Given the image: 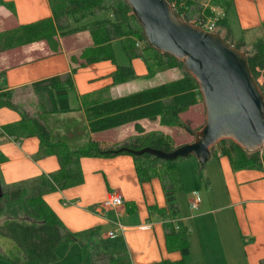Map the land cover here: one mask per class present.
<instances>
[{"label": "crops", "instance_id": "obj_1", "mask_svg": "<svg viewBox=\"0 0 264 264\" xmlns=\"http://www.w3.org/2000/svg\"><path fill=\"white\" fill-rule=\"evenodd\" d=\"M2 2L0 23L8 21L11 22L10 25H26L52 16L49 0ZM223 14L221 10L220 15ZM231 16L235 20V27H232ZM226 17L230 39L233 42H243L240 49H250L258 40L264 39V0H232ZM5 27L0 25V30ZM222 32L225 33L226 29L223 28ZM252 32H257L259 38L255 42H248L245 35ZM59 41V51L53 54L44 42H34L18 50L0 52V71H4L0 74V87L18 91L35 81L53 75H65L77 66L72 75L77 97H74L75 101L80 102L85 98L83 95L89 98L88 101H92L99 96V90L110 94L109 89L119 85L112 84L110 76L115 67L104 68L101 65L104 61L80 66V52L92 45L88 31L61 36ZM137 62L144 63L142 59L135 58L131 60L132 66ZM143 66L142 71L135 73L147 74L145 63ZM52 115L59 120H73L80 122L82 126L86 125L83 110ZM19 118L17 111L8 107L0 108V126ZM153 121L157 123L159 118ZM137 122L143 132H151L143 127L147 123L146 119ZM130 123L114 128L115 135L111 143L99 139L96 132L88 136L99 140L103 145L112 146L138 134L136 127ZM155 127V131L164 133L166 130L168 133L165 134L173 136L175 128ZM59 128L55 130L59 131ZM84 141L86 138L71 143ZM39 150L40 140L35 136L18 141L0 135V152L5 158L0 163V182L10 184L57 170L59 164L56 156H38ZM183 159L185 158L177 160V168L182 183L181 190L187 196V201L185 206L178 202L177 218L187 227L190 260L193 264H260V260L264 258V171L255 168L233 169L229 158L218 153L215 156L211 154V158L202 167L200 177L196 160ZM80 167L82 183L43 196L47 205L76 238L70 244L58 245V258L53 263H59L65 258H68L65 262L81 260L84 251L97 244L99 250L108 255H127L131 264H150L162 259L180 258L179 252H170L166 248L164 223L169 221V215H161L155 209L166 206L159 178L140 183L134 160L129 154L81 157ZM110 191L123 196L122 205L115 208H103L100 205ZM194 191L200 198L196 209L189 207ZM118 224L124 229L120 231ZM110 231H116V236L109 237ZM70 247L72 250L69 252ZM0 253L9 259L20 262L24 260L20 247L1 234ZM69 253L71 256L68 257ZM0 264L13 263L0 258Z\"/></svg>", "mask_w": 264, "mask_h": 264}, {"label": "trees", "instance_id": "obj_2", "mask_svg": "<svg viewBox=\"0 0 264 264\" xmlns=\"http://www.w3.org/2000/svg\"><path fill=\"white\" fill-rule=\"evenodd\" d=\"M167 1L175 11L188 18L186 7L192 5L190 0ZM218 2H223L224 14L215 16L216 30H220L226 42L240 49L243 42H233L230 39V27L226 17L232 0H218ZM218 2L214 5H218ZM2 3L0 0V4ZM49 3L52 11L50 18L26 25H14L0 32V52L18 50L34 42H44L49 52L53 54L59 51V37L88 31L92 45L80 52V66L100 61L114 62L112 42L119 39L130 60L142 59L147 67L148 56L144 53L149 51L156 60V66L161 67L160 70L184 69L181 61L169 54L158 52L146 43L142 29L125 0H49ZM207 13L214 16L210 10ZM223 28L226 29L224 34H222ZM139 42L142 43V47ZM246 51L252 75L264 92V39L258 40ZM114 67L110 74L114 85L136 77L132 65L115 63ZM77 68L78 66L73 67L65 75H53L23 87L32 91L29 103L36 116H30L13 101L17 90L0 87V108L8 107L20 115L17 121L1 125L0 135L18 141L35 136L40 140L38 156L55 155L59 164L57 170L47 174L43 173L10 184L0 182V217H4L0 223V234L12 239L20 247L24 260L20 262L9 259L1 253L0 258L8 259L13 264H49L56 261L58 245L70 244L76 241V238L47 205L43 196L82 183L81 157H112L129 154L134 160L140 183L148 182L153 178L161 180L166 206L155 209L159 214H168L170 217L169 221L164 223L167 250L180 253L178 259H162L150 264H193L189 256L187 227L177 218L176 193L182 189L177 168L178 159L164 160L146 153L118 151H137L149 147L168 152L176 147L168 134L161 131L143 132V128L137 122L140 119L159 118L160 124L165 126L196 130L188 125V123L192 124L193 120L189 119L191 116L187 114V111L201 100L195 79L184 69L180 77L167 82L110 99L88 101L89 98L83 95L85 98L79 102L74 100L76 95L72 78ZM2 73L4 71H0V74ZM147 74L151 75L153 72ZM259 77H262V83L257 81ZM79 110L84 112L88 134L130 122H134L138 134L129 136L123 142L112 146H105L88 134L84 143L73 144L64 136L52 138L49 128L38 117L42 112L52 115ZM211 150L214 156L218 153L226 155L233 169L255 168L264 171V149L247 152L232 140L222 139ZM4 159L0 152V163ZM199 175L202 177L200 167ZM19 216H23L22 219ZM98 246L97 244L92 248L90 256L102 255L110 264H131L127 255H108L101 252ZM88 254V250H85L83 261L78 264H95ZM260 264H264V258L260 260Z\"/></svg>", "mask_w": 264, "mask_h": 264}, {"label": "water", "instance_id": "obj_3", "mask_svg": "<svg viewBox=\"0 0 264 264\" xmlns=\"http://www.w3.org/2000/svg\"><path fill=\"white\" fill-rule=\"evenodd\" d=\"M139 23L146 43L181 61L195 79L204 106V122L190 130L192 139L171 151L143 148L164 160L194 156L200 168L211 149L229 139L247 152L264 149V92L254 79L246 49L226 42L220 30L208 31L175 11L167 0H125Z\"/></svg>", "mask_w": 264, "mask_h": 264}, {"label": "rangeland", "instance_id": "obj_4", "mask_svg": "<svg viewBox=\"0 0 264 264\" xmlns=\"http://www.w3.org/2000/svg\"><path fill=\"white\" fill-rule=\"evenodd\" d=\"M192 3V5L190 7H186L188 8L187 10V16L190 20L194 21V22H198V21H215L216 22V17L215 16H219L221 13V10H223V2H218V0H190ZM215 2H218V5H214ZM184 3V2H183ZM182 4V3H180ZM210 10L211 13L214 14V16L210 15L209 13H207V11ZM231 24L232 27L236 26L235 20H233L232 16H231ZM11 22L5 21V22H1L0 25L2 26H6L5 28L1 29L0 32L13 27L14 25H10ZM222 34H224L222 32ZM245 38L248 42L250 41H256L259 38V35H257V32H252V33H248V35H245ZM59 45H60V41H59ZM140 47H142V43L139 42ZM112 49H113V53H114V62L112 61H104L101 63V65L103 64L106 68L107 66L112 68L114 67V64H120V65H132L131 60L127 57L126 53L124 52L121 42L119 39H116L112 42ZM146 56H148V63L147 67L149 70H147L148 73L153 72V74L149 75V74H136V77L124 82L122 84H119L117 86H113L109 89V93L110 94H104L103 91H100L99 96L97 95L94 96L96 99L98 98H107V97H114L116 95H121V94H126V93H131L134 91H138L141 90L143 88L146 87H150L153 85H157L163 82H167L173 79H176L177 77H179V75L181 74V72L184 71V69H165V70H160L161 67L156 66V60L153 58V55L151 52H146L144 53ZM144 64V63H143ZM142 63L137 62L136 65H133V68L135 70V72L137 71H142V69L144 68ZM100 65V66H101ZM155 72V73H154ZM82 77V76H81ZM259 83H262V77H259L257 80ZM31 97V90L28 88H22L20 90L17 91L16 93V98L13 99L14 102H16V104L20 105L22 107V109H24L25 111L28 112V114H30V116H36L34 114V109L32 108V105L29 103V99ZM15 111V110H14ZM187 114L190 115L191 117L189 119L193 120L192 125L193 126H199L204 122V118H205V112H204V106L202 103V98L199 101L198 104L193 105L191 107L190 110L187 111ZM38 117L40 118L41 122L45 124V126L47 128H49L50 130V135L52 138H56L57 136H60L59 134H62L64 137H66L70 142H73L76 139H85L88 132L85 126H82V124L80 122H76L73 120H59L56 118V116H53L49 113H45L42 112L41 114L39 113ZM147 123H144L143 127L146 129V131H155L157 128L155 127L160 126L162 128H175L173 129L174 131H172L173 136L172 139V143L174 145H178L179 143H181L182 141L185 140H190L192 139V136L190 135V130L188 128H184V127H177V126H163L161 125L159 122L155 123L153 120L150 119H146ZM130 124H133L132 126L134 127L135 124L133 122H131ZM155 125V126H154ZM190 126V125H189ZM59 128V131L55 130L56 128ZM191 128H193L192 126H190ZM114 128H110V129H106V130H102V131H98L96 132V134H98V138L102 139L104 141H106L107 143H111L115 132L113 131ZM167 131L165 130L164 133H166ZM168 133V132H167ZM170 133V132H169ZM76 144V143H75ZM81 144V143H80ZM106 146V145H105ZM187 158V157H186ZM183 159V160H187V159H194L196 160V158L194 156H190L187 159ZM196 164L197 160H196ZM176 202L179 205H183L185 206L186 201H187V196L184 194L183 190H180L176 193ZM168 217V215H165ZM23 217V216H22ZM21 216H19L20 219H22ZM4 220V217H0V223ZM115 236H116V232H115ZM114 236V237H115ZM70 250H72V248L70 247V249H68V251L70 252ZM92 247L88 250V255L89 257H91V261H94L95 264H110V262H108V260L102 256V255H92L90 256L92 253ZM71 256V254H68V257ZM66 259L65 258L63 260H60L59 263L55 262L52 264H78L80 262L83 261V258L81 260H68V262H65ZM64 261V262H63ZM50 264V263H49ZM89 264V263H88Z\"/></svg>", "mask_w": 264, "mask_h": 264}, {"label": "built area", "instance_id": "obj_5", "mask_svg": "<svg viewBox=\"0 0 264 264\" xmlns=\"http://www.w3.org/2000/svg\"><path fill=\"white\" fill-rule=\"evenodd\" d=\"M196 23L208 31H215L216 30L215 21H198ZM199 201H200V198H199V195L197 194V192H195V191L192 192V199L189 202V207L192 209H196L198 207ZM123 202H124V199L120 193L115 192V191H110V192H108L107 196L101 202L100 205L103 208H115V207L122 205ZM117 227L120 229V231L124 229V227L121 226L120 224H118ZM115 232L116 231H110L108 233V236L109 237L115 236Z\"/></svg>", "mask_w": 264, "mask_h": 264}]
</instances>
